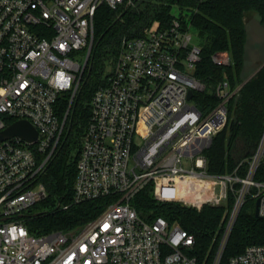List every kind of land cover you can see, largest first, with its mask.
I'll list each match as a JSON object with an SVG mask.
<instances>
[{
    "label": "built area",
    "instance_id": "1",
    "mask_svg": "<svg viewBox=\"0 0 264 264\" xmlns=\"http://www.w3.org/2000/svg\"><path fill=\"white\" fill-rule=\"evenodd\" d=\"M132 3L0 0V132L27 120L38 133L34 142L0 140V264H205L190 254L194 234L163 216L151 222L139 216L131 202L150 182L157 200L198 209L226 204L235 194L213 264H220L249 197L260 200L264 217V181L254 179L264 135L244 178L208 172L205 150L225 127L227 103L240 87L231 91L221 81L215 88L219 103L202 114L188 98L190 90L205 89L194 74L202 46L191 25L174 18L123 38L106 83L92 97L73 202L110 197L108 206L76 232L33 234L25 225L24 214L48 196L39 178L61 145L91 54L97 10ZM213 60L232 63L228 52ZM65 93L70 102L62 120L58 102ZM229 264H264V245H249Z\"/></svg>",
    "mask_w": 264,
    "mask_h": 264
},
{
    "label": "trees",
    "instance_id": "2",
    "mask_svg": "<svg viewBox=\"0 0 264 264\" xmlns=\"http://www.w3.org/2000/svg\"><path fill=\"white\" fill-rule=\"evenodd\" d=\"M255 13L264 29V0H133L132 4L117 8L101 5L95 16L93 48L65 121L61 145L39 178L48 192L38 203L44 210L23 216L29 231L33 234L79 231L110 203V197L73 202L77 159L91 114V100L95 91L106 83L123 38L140 35L155 21L166 26L179 18L184 27L191 25L196 31L203 51L194 74L205 89L195 91L193 102L202 114L209 113L219 103L215 88L221 81L227 80L231 91L241 86L227 103L225 127L213 137L205 155L208 172L244 178L264 135V65L245 82L264 60L259 57L254 69H248L250 73L246 74L247 17ZM218 52H228L232 63L216 64L213 55ZM69 102L70 94L60 96L58 114L62 120ZM254 179L264 181V155ZM234 187L240 188L241 183L236 182ZM153 191L154 183L150 182L133 197L131 203L139 216L149 222L163 216L170 223L180 224L196 238L190 254L205 264H213L235 194L230 192L227 205L205 204L198 209L180 202H161ZM255 206L256 199L252 197L242 206L220 264H229L231 257L244 252L249 245H264V217L255 216Z\"/></svg>",
    "mask_w": 264,
    "mask_h": 264
},
{
    "label": "rangeland",
    "instance_id": "3",
    "mask_svg": "<svg viewBox=\"0 0 264 264\" xmlns=\"http://www.w3.org/2000/svg\"><path fill=\"white\" fill-rule=\"evenodd\" d=\"M259 19H260V17L257 13L253 14V16L249 15L247 17V21H249L247 63H246V69H245L247 75L250 73L248 69H250V70L254 69L253 67H255V64L257 63L256 61L258 59H260V58H261L260 60L264 59V29L260 25ZM191 31H192L194 40L199 43V37H198L196 31L194 29H192ZM92 48H93V45H92ZM263 63H264V60L261 62L259 67ZM253 73L249 74L247 79ZM192 102H193V100H192ZM226 205H227V203H226ZM41 210H44L43 205L37 203L36 205L32 206L31 209H29L26 213L33 214V213H37Z\"/></svg>",
    "mask_w": 264,
    "mask_h": 264
},
{
    "label": "water",
    "instance_id": "4",
    "mask_svg": "<svg viewBox=\"0 0 264 264\" xmlns=\"http://www.w3.org/2000/svg\"><path fill=\"white\" fill-rule=\"evenodd\" d=\"M263 65L264 63L245 82H247ZM193 95H194L193 90H190L188 93V98L192 99ZM14 136H19L29 142H34L37 140L38 133L37 130L29 121L17 120L12 124H10L5 130L0 132V140L12 138ZM259 208H260V200L258 199L255 206L256 217H261L259 213Z\"/></svg>",
    "mask_w": 264,
    "mask_h": 264
},
{
    "label": "bare ground",
    "instance_id": "5",
    "mask_svg": "<svg viewBox=\"0 0 264 264\" xmlns=\"http://www.w3.org/2000/svg\"><path fill=\"white\" fill-rule=\"evenodd\" d=\"M182 187V186H181ZM180 187V188H181ZM180 192H182V195H185L186 193H185V191H184V189H183V187L180 189Z\"/></svg>",
    "mask_w": 264,
    "mask_h": 264
},
{
    "label": "crops",
    "instance_id": "6",
    "mask_svg": "<svg viewBox=\"0 0 264 264\" xmlns=\"http://www.w3.org/2000/svg\"><path fill=\"white\" fill-rule=\"evenodd\" d=\"M251 16H253V15H251Z\"/></svg>",
    "mask_w": 264,
    "mask_h": 264
}]
</instances>
